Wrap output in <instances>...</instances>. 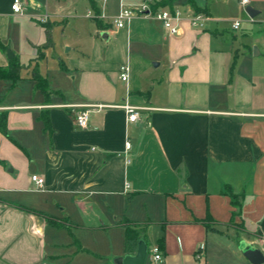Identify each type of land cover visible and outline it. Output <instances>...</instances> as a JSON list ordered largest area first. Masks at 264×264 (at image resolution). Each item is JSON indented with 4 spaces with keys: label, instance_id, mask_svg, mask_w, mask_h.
<instances>
[{
    "label": "crops",
    "instance_id": "0c3cea01",
    "mask_svg": "<svg viewBox=\"0 0 264 264\" xmlns=\"http://www.w3.org/2000/svg\"><path fill=\"white\" fill-rule=\"evenodd\" d=\"M139 1L21 0L15 14L0 0V69L20 66L16 83L0 80V264H118L126 230L164 264H249L237 243L264 242V39L255 56L225 35L222 0H194L200 28L173 4L184 14L178 36L144 17L115 27L120 3ZM249 5L258 13L248 26L264 36V0ZM60 26L75 39L52 43ZM45 47L51 56L25 64ZM49 64L63 78L53 81ZM125 102L146 109L135 125ZM84 106L102 108L80 129Z\"/></svg>",
    "mask_w": 264,
    "mask_h": 264
},
{
    "label": "built area",
    "instance_id": "2783aa9c",
    "mask_svg": "<svg viewBox=\"0 0 264 264\" xmlns=\"http://www.w3.org/2000/svg\"><path fill=\"white\" fill-rule=\"evenodd\" d=\"M97 2L105 3L107 0H96ZM239 4L243 7L249 5L250 0H238ZM154 0H140L138 3L128 7L122 2L120 3V7L118 13L113 18V24L117 28H122L125 24L132 19L133 17H144L149 19H155L160 21L163 27L166 29L169 35L178 36L180 33V22L184 18V14L182 10L179 8H169L165 7H155ZM10 9L15 14H21L23 12L22 2L21 0H12L10 5ZM88 16L98 18L99 15H95L94 13L88 12ZM189 23L193 27H202L203 21L205 20L201 15H189L188 17ZM44 22V19H42ZM240 26L239 21H234L232 23V28L234 31L238 29ZM120 79L125 82L128 78V70L127 67L122 66L120 68ZM102 106H84L82 107L74 117L75 124L80 129H86L88 127L91 110L93 109H101ZM120 108L124 111L126 115V124L135 125L140 122L142 117V111L146 110L144 108H139L136 106H132L125 102ZM125 151H130L129 142L125 143ZM31 182L34 185V191L39 192L44 188V179L39 176H32ZM260 251L264 256V242L260 246ZM148 254L150 255L151 264H164L162 254L158 247H152Z\"/></svg>",
    "mask_w": 264,
    "mask_h": 264
},
{
    "label": "rangeland",
    "instance_id": "374dc122",
    "mask_svg": "<svg viewBox=\"0 0 264 264\" xmlns=\"http://www.w3.org/2000/svg\"><path fill=\"white\" fill-rule=\"evenodd\" d=\"M161 1V0H159ZM212 0H207V5L208 7L210 6ZM223 2L216 7L217 12H216V19L218 20L217 24L219 29H221V31H223V33L227 36H229L230 38L234 37L238 42L244 44V45H249L252 47V54H253V50L256 49L257 52L259 50L258 45L262 46L263 45V35L260 32L259 28H250L248 25V22L250 21V19L248 18L246 12H245V7L242 8V13L243 15L240 16V14L238 13V8H237V2L236 0H222ZM191 2H194V0H175L173 2L174 5H183L188 7V9H191V14L192 15H201L204 19L206 18V15L203 12H196L195 9L192 7ZM47 5L51 6V1H47L46 3ZM196 5V3H195ZM43 8H46V5L43 3ZM47 15L48 12L46 13ZM189 14V15H191ZM239 21L240 26L238 31H231V24L234 21ZM35 24V22H33ZM40 22H38L39 24ZM35 26L37 27V32H41V28L42 25H38ZM41 24V23H40ZM63 33V34H62ZM53 36L55 37L56 41H60V40H68V39H75V36L73 34H68L66 35L65 31L62 32L61 31V26L59 28L56 29V33L54 35L51 34V42L54 43L53 40ZM48 41L46 40V46ZM26 46V45H25ZM24 46V47H25ZM21 48H23V46H21ZM24 49V48H23ZM31 50V48H30ZM25 55V64L27 65L29 62V57H36V61H39V56H40V52H43L45 55L47 56H51V50L48 49V47L45 48H39L38 50H34V51H30ZM7 52H11V49H8ZM32 55V56H31ZM51 65L53 66V64H49L47 68H43L46 69V73H48V75L50 77H54L55 80L53 81H58L59 78H63V75H61L59 73V71H57V73H55V70H52ZM56 63L54 62V67H55ZM57 74V75H56ZM24 76V73H23ZM243 241H240L237 243V249L240 252V248L242 247V243ZM241 254V253H240ZM242 256V254H241ZM243 257V256H242ZM244 258V257H243ZM244 261L246 260L245 258L243 259ZM230 261V260H228ZM229 263L234 264V260H231Z\"/></svg>",
    "mask_w": 264,
    "mask_h": 264
},
{
    "label": "trees",
    "instance_id": "16d2710c",
    "mask_svg": "<svg viewBox=\"0 0 264 264\" xmlns=\"http://www.w3.org/2000/svg\"><path fill=\"white\" fill-rule=\"evenodd\" d=\"M175 0H161L154 4L155 7H173V2ZM192 7L195 9L196 12H203L202 9L197 7L194 2H191ZM49 39V33H48ZM19 72L20 66L15 63L12 59L11 65L6 70L0 69V80H9L12 83H16L19 80ZM32 80L35 82V89L43 92L46 94L47 89V82L40 78L38 74L35 72ZM0 132H6V113H0ZM137 240L138 235L135 231L126 230L125 232V252L129 255L135 253L137 247Z\"/></svg>",
    "mask_w": 264,
    "mask_h": 264
},
{
    "label": "water",
    "instance_id": "95a60500",
    "mask_svg": "<svg viewBox=\"0 0 264 264\" xmlns=\"http://www.w3.org/2000/svg\"><path fill=\"white\" fill-rule=\"evenodd\" d=\"M246 14L253 18L258 11H256L250 5L245 7ZM104 37V35H103ZM253 55H258L256 49L253 50ZM8 59H12V53L7 52ZM242 247L240 248V253L246 259L249 264H264V256L261 253L260 249L252 244L242 242ZM148 256V248L145 243L144 238L139 237L137 240L136 251L133 255H125L118 261V264H145L146 258Z\"/></svg>",
    "mask_w": 264,
    "mask_h": 264
}]
</instances>
